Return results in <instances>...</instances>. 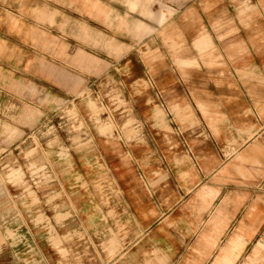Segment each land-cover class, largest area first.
Wrapping results in <instances>:
<instances>
[{
  "label": "rangeland",
  "instance_id": "obj_1",
  "mask_svg": "<svg viewBox=\"0 0 264 264\" xmlns=\"http://www.w3.org/2000/svg\"><path fill=\"white\" fill-rule=\"evenodd\" d=\"M257 5L0 0V264H134L165 240L184 172L264 131Z\"/></svg>",
  "mask_w": 264,
  "mask_h": 264
},
{
  "label": "crops",
  "instance_id": "obj_2",
  "mask_svg": "<svg viewBox=\"0 0 264 264\" xmlns=\"http://www.w3.org/2000/svg\"><path fill=\"white\" fill-rule=\"evenodd\" d=\"M258 3L264 11V0ZM156 20L162 25L165 17L159 14ZM195 46L205 52L212 48V42L202 34ZM79 54L81 60L87 59ZM176 62L193 63L182 59ZM88 105L92 111L97 109L91 101ZM260 113L264 114V107ZM210 123L212 131L218 133L214 122ZM109 127L101 126L100 131ZM241 132L248 136L245 146L237 149L215 174L184 172L178 182L182 195L166 212L165 240L154 245L137 241L134 264H264V131L260 139H254L256 134L250 129ZM209 162H203L205 173L210 170ZM9 175L21 177L18 170ZM171 192L176 194L172 188ZM115 242L110 240V251ZM146 249H150V255L141 263L139 259Z\"/></svg>",
  "mask_w": 264,
  "mask_h": 264
}]
</instances>
